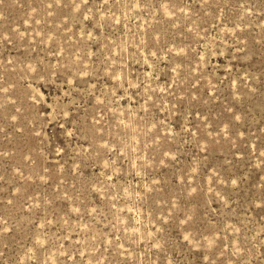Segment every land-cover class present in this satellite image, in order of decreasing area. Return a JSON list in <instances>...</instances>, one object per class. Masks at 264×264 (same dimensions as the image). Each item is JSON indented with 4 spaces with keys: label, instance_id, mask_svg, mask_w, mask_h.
Instances as JSON below:
<instances>
[{
    "label": "rangeland",
    "instance_id": "obj_1",
    "mask_svg": "<svg viewBox=\"0 0 264 264\" xmlns=\"http://www.w3.org/2000/svg\"><path fill=\"white\" fill-rule=\"evenodd\" d=\"M0 264H264V0H0Z\"/></svg>",
    "mask_w": 264,
    "mask_h": 264
}]
</instances>
